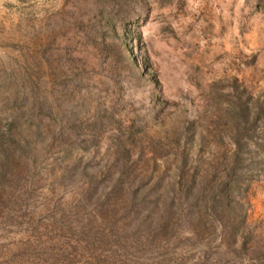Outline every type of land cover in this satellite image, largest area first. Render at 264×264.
<instances>
[{"label":"rangeland","instance_id":"374dc122","mask_svg":"<svg viewBox=\"0 0 264 264\" xmlns=\"http://www.w3.org/2000/svg\"><path fill=\"white\" fill-rule=\"evenodd\" d=\"M239 100L264 2L0 0V264H264Z\"/></svg>","mask_w":264,"mask_h":264},{"label":"trees","instance_id":"16d2710c","mask_svg":"<svg viewBox=\"0 0 264 264\" xmlns=\"http://www.w3.org/2000/svg\"><path fill=\"white\" fill-rule=\"evenodd\" d=\"M258 1L260 3L264 2V0ZM237 109L238 112L236 115L239 130L235 135V139H233L235 151L230 158V167L226 175L227 177L223 181L220 191H224V189L228 190V186L231 185V182L251 174V168H255L254 164L248 162L249 160L245 155L247 154L248 143H253L255 145L252 152L255 153L256 158L253 161L257 162L259 166L264 167V161L260 160L264 153V139H262V137L260 138V126H258L260 122H264V102L258 100L250 107L247 101L239 100ZM261 132L264 135V129H262ZM256 134L259 135L260 141H257ZM244 168L248 169L247 173L243 172Z\"/></svg>","mask_w":264,"mask_h":264}]
</instances>
